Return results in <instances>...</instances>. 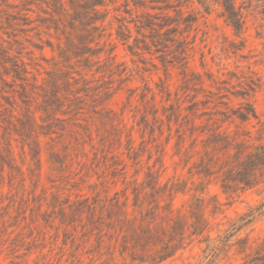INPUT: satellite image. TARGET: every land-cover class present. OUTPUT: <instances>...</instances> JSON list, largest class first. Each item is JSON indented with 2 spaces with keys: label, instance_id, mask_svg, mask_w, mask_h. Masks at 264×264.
Here are the masks:
<instances>
[{
  "label": "rangeland",
  "instance_id": "rangeland-1",
  "mask_svg": "<svg viewBox=\"0 0 264 264\" xmlns=\"http://www.w3.org/2000/svg\"><path fill=\"white\" fill-rule=\"evenodd\" d=\"M10 1L0 264H264V0L240 34L219 0H105L90 49L55 0Z\"/></svg>",
  "mask_w": 264,
  "mask_h": 264
},
{
  "label": "trees",
  "instance_id": "trees-1",
  "mask_svg": "<svg viewBox=\"0 0 264 264\" xmlns=\"http://www.w3.org/2000/svg\"><path fill=\"white\" fill-rule=\"evenodd\" d=\"M7 4H13L10 0H3ZM56 4L53 7L54 12H56L60 17H69V23L71 26H78L81 25L85 29V32H82L80 34V42L83 44V46L90 49L88 42L94 41L95 37L92 36V29H97L100 26L97 25V21L101 20L104 21L105 17L100 16V9L99 6H103L106 4L105 0H55ZM113 2V0H110ZM219 3L222 6V13L221 15L225 17V20L234 28L236 34H240L243 31L244 28V20L242 13L237 7L236 0H219ZM135 4L142 5V2H135ZM168 4H171V2H168ZM167 7H172L171 5H168ZM173 5V4H172ZM182 1L179 2L178 7L175 8L177 15L179 16L177 18V21H183L187 23H192L195 21V18H192V15L189 14L187 16H184V10H183ZM207 9V8H206ZM79 22V23H77ZM147 22L146 25H150ZM154 25V24H153ZM165 24H162V27ZM120 27L127 28V32H124V29L118 30V36L122 37V39H128L132 36L131 28L128 25L121 24ZM178 27L170 28V31H174L178 33ZM180 32V31H179ZM183 32H181V35ZM175 39V38H172ZM186 42V39H178L177 46L180 49L181 54H185L187 51V46L184 45ZM131 47V46H130ZM133 51V50H132ZM134 52V51H133ZM185 57V56H183ZM184 67H187V62H184L182 64ZM250 111L253 113L254 116H256V112L254 108L251 106ZM250 112L243 113L244 117L246 119L250 118ZM240 115L242 116V111L240 112ZM200 127V125H193L191 128V135L194 137V143L197 140V135H195V131ZM201 131H204L202 129ZM215 138H221L223 139V143L221 144L224 147H228L231 144V141L229 140L228 134L225 132L215 130L211 133V135L207 138L208 139H215ZM237 153L236 156L242 151V142H238L236 144ZM262 151L259 153L262 156L261 158L264 161V144H260L259 147ZM207 152V151H206ZM247 162H252V159L248 160ZM137 197L135 198L134 205H137ZM173 252H164L159 254L158 258H155V262L161 261L166 259L167 257L171 256ZM158 259V260H156Z\"/></svg>",
  "mask_w": 264,
  "mask_h": 264
}]
</instances>
